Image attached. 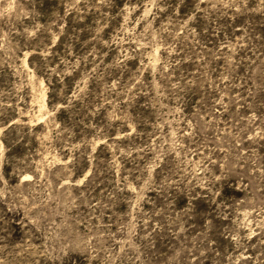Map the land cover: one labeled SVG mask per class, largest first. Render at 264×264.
Segmentation results:
<instances>
[{"label": "rangeland", "instance_id": "obj_1", "mask_svg": "<svg viewBox=\"0 0 264 264\" xmlns=\"http://www.w3.org/2000/svg\"><path fill=\"white\" fill-rule=\"evenodd\" d=\"M0 264H264V0H0Z\"/></svg>", "mask_w": 264, "mask_h": 264}]
</instances>
